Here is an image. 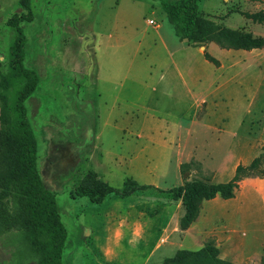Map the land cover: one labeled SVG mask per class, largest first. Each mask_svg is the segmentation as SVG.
I'll list each match as a JSON object with an SVG mask.
<instances>
[{
    "label": "rangeland",
    "instance_id": "374dc122",
    "mask_svg": "<svg viewBox=\"0 0 264 264\" xmlns=\"http://www.w3.org/2000/svg\"><path fill=\"white\" fill-rule=\"evenodd\" d=\"M157 5V0H29L31 20L19 23L25 38L22 64L37 76L23 105L35 139L36 170L43 186L54 195L65 229L62 263L120 264L103 260L99 245L89 242L88 230L85 237L79 236L82 227L89 229L90 225L92 233L105 236L108 220L126 217L156 220L151 228L141 226L142 235L147 229L149 233L159 231L162 222L158 246H164V258L178 249L196 250L211 242L222 260L260 264L264 231L250 223V218L262 215L264 207L252 194L251 183L264 177H243L232 198L216 195L202 200L197 216L184 229L178 225L183 206L168 192L191 180L225 182L237 164L246 166L261 152L264 47L222 49L209 42L181 41L172 25L162 20ZM198 10L218 24L264 37V23L252 22L242 14L264 13V0H200ZM24 12L19 0H0V131L15 135L21 133L20 116L11 102L26 79L14 76L9 68V46L16 31L7 25V19ZM148 19L159 28L149 25ZM157 33L164 37L165 47ZM203 51L215 57L218 65L199 66ZM171 61L180 75L181 65H186L196 66L205 76L197 93L185 91L172 74ZM97 76L109 77L114 83L98 82ZM108 110L117 123L144 122L145 116H152L176 124V130L168 132L173 137L165 146L163 169L160 163L150 166L153 177L148 181L163 172L158 185L161 192L110 193L93 202L82 195L84 189L79 191L82 180L91 174L120 190L134 169L133 164L128 167L103 157L101 145L126 150L125 132L110 131L113 136L103 132L100 141L99 129L108 121ZM4 181L0 163V264L10 259L17 231L12 197L2 192ZM136 229L132 226L131 230Z\"/></svg>",
    "mask_w": 264,
    "mask_h": 264
},
{
    "label": "trees",
    "instance_id": "16d2710c",
    "mask_svg": "<svg viewBox=\"0 0 264 264\" xmlns=\"http://www.w3.org/2000/svg\"><path fill=\"white\" fill-rule=\"evenodd\" d=\"M200 0H157L165 19L172 25L174 34L192 44L213 42L222 49L251 50L264 47L263 36H253L249 32L228 28L199 14ZM25 10L20 15H12L7 25L14 27L16 36L9 46V68L14 76L24 77L25 83L11 102L14 112L20 116L18 126L21 133L15 135L9 131H0V163L4 168V187L2 192H9L13 200V220L16 223L15 246L10 259L1 264H63L62 251L66 238L64 226L56 209L54 195L47 190L38 175L35 166L36 145L33 133L26 118L24 100L37 84L36 73L23 66L24 35L19 27L21 21H30L29 0H19ZM236 12V11H234ZM257 24L264 23V13H242ZM205 60L218 65V60L203 51ZM264 177V144L261 152L246 166L237 164L233 175L225 182L204 183L200 180L184 182L173 188L170 196L179 199L183 206V214L178 225L187 227L197 216L202 200L214 196L222 199L232 198L243 177ZM86 191L89 200L99 202L110 193L127 196L135 191L154 189L152 185L137 184L126 178L120 190H116L103 182L87 175L79 185ZM160 264H231L217 256V248L206 242L196 250L178 249L172 256L166 257ZM260 264H264V259Z\"/></svg>",
    "mask_w": 264,
    "mask_h": 264
},
{
    "label": "crops",
    "instance_id": "0c3cea01",
    "mask_svg": "<svg viewBox=\"0 0 264 264\" xmlns=\"http://www.w3.org/2000/svg\"><path fill=\"white\" fill-rule=\"evenodd\" d=\"M160 16L162 20H165V15L161 10H160ZM158 28L159 26H157V29ZM157 36L159 38V36L161 37L162 35L161 33H157ZM184 40L186 41V39H181V41ZM209 43L214 44L213 42H209ZM162 45L164 47L166 46L164 40L162 42ZM196 50L198 54H201L198 48H196ZM207 63L210 62H208L203 58V60H200L199 66L203 68H207ZM211 65L215 67L213 64ZM181 67L183 68L182 75H180L179 72L177 71L174 62L171 61L170 63V69H172V74H175L181 80V83L185 88V91L190 95L197 88H199L198 84L205 83L206 79L205 76L199 72V69L196 68V66L194 67L187 66L186 68V65L184 66L181 65ZM159 79L160 80L163 79L162 75L159 77ZM96 81L101 83H107L109 85H113L114 83V81L109 77L99 78V76H97ZM146 87L148 88L149 86L147 85ZM102 89H104V87L99 90V96L102 93L101 92ZM195 96H197V94ZM112 113L113 112L111 110H108L106 112L108 121H104L101 128L99 129L100 141L102 139L101 137L103 132H106V134H110L111 136H113V134L110 131H114L116 133L120 131L125 132L126 134L124 135L125 137L124 146L126 150L123 152H118V151H114L109 146L101 145V149L103 150V157H105L106 160L108 159V161L120 160L122 163L127 164L128 167H131L133 164L134 169L132 173H130L131 177H127V178H131L137 184L152 185L153 187L158 188L160 181L163 179V172L161 171L160 173L155 175L154 176L155 178L151 179L152 181H148L150 178L153 177L151 176L150 166L152 164L160 163L161 169H163L165 146L169 144V141H171V138L173 137L168 132L169 131L173 132L174 130H176L177 128L176 124L159 122L157 118L155 119L152 116H150L149 118L145 116L144 117L145 119L143 120L144 122H137V123L129 122L122 124V123L113 122V120L111 119V116H113ZM165 134L168 135V137L167 136L165 137L164 136ZM158 152H160V154H158ZM159 155H160V160H159ZM251 185L254 186L255 188L252 194L255 195V198L260 200V202L263 204L264 207V179H256L253 183H251ZM259 185L263 187L257 189L258 188L257 186ZM136 209L139 210L140 207ZM114 213L115 212H113V214ZM250 219H251L250 223L255 222V226L256 225L260 226L257 229H261V230L263 229L262 231H264V212L262 213V215H258V217H255V219L254 218H250ZM155 222L153 220H148V219L145 220L143 219L141 221H136V220L134 221L126 217L117 220L111 219L107 221L108 223L107 235L102 237L97 236L96 234H94V232L93 233L91 232L92 225H90L89 229L87 228V226L82 227L79 237L81 238L85 237L86 235L85 232L88 230L89 231L88 235H91V238H89V242L94 244L96 243L99 245L98 252L101 253V257L105 261L108 262L116 261L119 262L120 264L123 263L128 264L130 262L129 261L130 259L133 261H137L138 264H147L149 260H153L156 262L155 264H158L165 256L164 246H160V247L158 246L159 245L158 236L161 234V232H163L164 226H162V222H161L159 231L156 230V232L151 231L149 233V230L147 229L146 235L145 233L144 235H142V229H141V226L145 224H147V228H151L152 226H154ZM132 226L140 229L139 230L136 229L132 231L131 230ZM189 229L190 227H188V229H186L185 231H188ZM80 241L83 242V239H81ZM187 243L190 244L191 242L187 241Z\"/></svg>",
    "mask_w": 264,
    "mask_h": 264
},
{
    "label": "built area",
    "instance_id": "2783aa9c",
    "mask_svg": "<svg viewBox=\"0 0 264 264\" xmlns=\"http://www.w3.org/2000/svg\"><path fill=\"white\" fill-rule=\"evenodd\" d=\"M148 24L151 25V26L153 25V26H155V27L158 26V24H157L156 22H154L153 19H148Z\"/></svg>",
    "mask_w": 264,
    "mask_h": 264
}]
</instances>
